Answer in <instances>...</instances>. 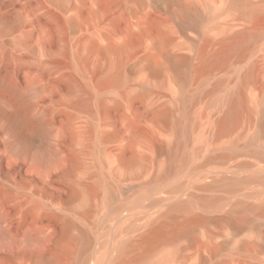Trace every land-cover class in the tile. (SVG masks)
Segmentation results:
<instances>
[{"label":"rangeland","instance_id":"374dc122","mask_svg":"<svg viewBox=\"0 0 264 264\" xmlns=\"http://www.w3.org/2000/svg\"><path fill=\"white\" fill-rule=\"evenodd\" d=\"M188 12L198 18L194 26ZM255 26L260 35L233 51L203 81L196 75L206 37L213 41L206 48L210 54L220 38ZM160 31L168 34L169 41L150 64ZM108 44L125 49L107 52ZM175 54L188 57V63L178 66ZM111 62L118 63L122 81L116 87L101 86L98 80ZM249 70L244 89L249 111L232 132L219 137L215 127L226 107L219 99ZM186 74L187 84L182 85L180 77ZM218 81L222 85L214 89ZM0 82L4 83L0 84V232L9 238L0 240V264H51V258L72 264L86 253L92 256L89 264H108L112 232L127 227L132 211L111 222V235L104 236L96 226L99 214L109 208L103 183L113 185L115 206L165 169L169 155L159 146L174 140L181 89L198 97L188 107L193 135L183 153L191 164L222 154L234 141L241 148L254 143L251 139L264 109V0L232 6L229 0H0ZM162 105L168 108L167 117L154 118L150 109ZM104 132L114 136L101 141L98 136ZM133 136L136 141L127 151L139 159L123 163L120 151ZM42 141L54 148L49 162L29 148ZM254 161L253 156H238L231 168ZM178 168L184 169L180 163ZM212 169L213 164L201 167L196 177ZM224 174L264 176V169H225ZM181 175L175 173L167 181L183 179ZM80 188L91 192L94 200L85 208L75 194ZM134 211L141 212L138 218L143 216V209ZM68 219L73 222L70 228L63 226ZM259 223L264 230V221ZM235 228L209 224L198 231L195 242L181 239L176 264H264V239L251 228L238 234ZM240 241L255 242L257 247L236 250Z\"/></svg>","mask_w":264,"mask_h":264},{"label":"bare ground","instance_id":"6f19581e","mask_svg":"<svg viewBox=\"0 0 264 264\" xmlns=\"http://www.w3.org/2000/svg\"><path fill=\"white\" fill-rule=\"evenodd\" d=\"M229 4H231V6L236 4L239 5L246 4V0H229ZM191 14L189 13V16L188 14L187 16L188 18H190L191 24L194 26L197 23L198 18L196 17V15L194 17L193 16L194 14L193 15ZM259 29L260 28H256L255 26L250 28L249 27L244 28L238 31H233V33L230 34L229 36L225 38L224 37L220 38L218 40L219 47L210 54H207L206 48H208L213 41L207 39L206 37L204 39L205 50H203V52L201 51L202 52L201 62L199 63L200 65L196 70V75H198L202 79V81L203 79H206L210 71L216 66L224 64L227 61L229 55L233 51L234 52L235 50L237 51V49L243 46L244 44H246L250 38L252 37L255 38L256 36L260 35ZM167 35L168 34H166L163 31H160L155 35L154 54L150 56L149 59L150 64H153L158 54L165 52V49L169 41V36ZM89 45L90 48H93L94 46L92 42H90ZM124 49H125L124 45L114 46L112 44H108L106 45L104 50H106L107 52L117 53L123 51ZM172 58L176 61V64L178 66L180 64L186 65L188 63V57L185 56L177 55V56H173ZM120 70L121 69L117 62H111L108 65L106 72H104V74L101 75L102 77L99 78L98 84L101 86L103 85V86H112V87L117 85L120 81H122L121 78L122 70L121 71ZM250 70L240 75L238 77V81L235 88L226 92V94L223 97H220L219 99L226 106L215 127L216 128L215 134L219 137L232 132L241 122L244 113L246 111H249L248 108L249 98L247 99L244 93L245 92L244 89L250 80ZM187 80H188L187 74L180 77V81L182 85L187 84L186 83ZM0 84L4 85V83L2 82H0ZM221 85H222L221 81L216 82V84L214 85V89H218L219 87H221ZM214 89L213 90L211 89L210 92L208 91L209 94H213L215 91ZM254 97L253 99H256V97L255 98ZM176 98L178 100L180 107L179 108L180 115L179 117H177V119H175L174 127L172 126L174 128L173 132L175 133V135L173 133L175 137L174 136H173L174 138L172 137V139L174 140L173 141L171 140L172 144L171 145L168 144V146L166 144L165 145L163 144V146L158 145L160 152L169 155V162H167L166 167L164 166L165 169H163L162 167L163 169L162 172L159 171V173L157 172L158 174L155 175L153 174V178L150 181V183L147 182V184L145 185L142 184L143 186L141 185L140 189H138L137 192H133L134 193L133 196L130 195L132 197L129 196L130 198L126 199L127 198L126 196L125 201H122L115 206H113L111 203L112 202L111 198L113 196L111 197L112 193H110V189L112 191L113 185L109 186L108 184L103 183V186L107 191L105 203H107L109 208L107 212L104 211L105 212L104 215L99 214L101 217H98L99 215H96L98 217V219L96 220L97 222L96 226L98 227V230H101L104 236L106 235V237H109V235H111V231H112L111 222L120 221L121 219H123L124 211H128V212L132 211L130 213L131 221L127 225V227L119 228L118 230H114V232H112V234H114L115 237L112 239V242L109 245L110 251L108 256L106 257L108 264H176L177 254L179 252L178 245L180 240L184 238H188L191 242H195L196 234L198 233V231L201 229L204 230V228L209 224L226 225V226H231L233 228L237 226L235 228V232L237 234L242 232L245 228L246 229L251 228L252 230L257 231L259 233V236H261L262 239H264V232H263L264 230H261L262 228L259 225L260 224L259 222L264 221V185H262L264 184V176L244 175V176L227 177V175L225 176L224 174L225 169L245 170V169H252L255 166L257 167V169H264V138H263L264 109H262L263 111L261 110L262 113L260 116L258 132L251 139L254 142V143L251 142L253 143L251 147H248L249 145H247L248 148L245 146L241 148V145L238 144L239 146H236L237 144L235 145V141H234V144H231L232 146L229 145L228 149L224 148L225 150L222 152V154H219L216 157H210L207 160H205L202 164H194V163L191 164L188 161V159H186V157L183 155V153H185L184 150L186 144L188 143L189 138H191L189 136L192 134L191 128L193 125V121L190 117L192 115L189 114L188 107L193 102H195L198 99V97L194 93L192 94L190 92L185 91L184 89H181ZM252 100L249 101L253 103ZM255 101L256 103L258 102L257 100ZM253 104L254 106H256L255 103ZM150 110H151L150 114L156 119L157 118L165 119L169 113L168 108L163 105L155 106ZM205 124L208 125L207 123ZM194 130L196 131L197 127ZM209 132L210 130L208 131V133ZM201 134L203 135V132ZM113 136L114 133L104 132L99 134L98 138L101 141H106L112 138ZM201 138L202 137L199 136V138L197 139H199L200 141ZM167 140L169 139L167 138ZM135 141H136V136L131 137L127 146L121 149L119 159L123 163L132 162L133 164V162L136 163L138 161L139 158L134 154V152L128 153L127 151L131 149ZM50 146L51 145H48L47 141H42L39 144L30 145L29 148L33 150V153L34 152L36 153L35 156L40 158L41 161L47 160L49 162V160L52 159L51 157L54 155V148ZM242 155L253 156L255 158L254 163L242 162L241 164H235V167L231 168L232 165L231 161L237 158L238 156H242ZM178 163H180V166L184 167L182 171H178L179 170V168L177 169ZM212 164L214 165V169H212L211 173H205L202 174L203 176L201 177H196V172L199 170V168L204 166L206 167L207 165H212ZM175 173L178 175L183 174V176L181 175L183 179H181V177H178L175 180L167 181L168 178ZM254 184L255 185L257 184L258 186L257 185L255 186ZM259 184L262 185V187L258 188ZM253 185L255 187H252ZM85 188L84 189L80 188L81 190L76 189L75 192L76 196H79L81 198L84 208L85 205H88L90 201L93 200L91 192L89 193V191H87L88 189L86 188L87 190H85ZM218 191L222 192V194L220 195L215 194ZM241 196H243L246 199H253L255 200V202H249L245 199H241L242 198ZM98 200L99 199H97V201ZM146 202L148 204L145 205L144 203ZM98 208L95 209L98 210ZM137 208L143 209L142 211L143 216L140 218H138V215L141 214V212L134 211ZM80 210L82 211V209ZM216 212H220V213L222 212L223 216L221 217L212 216ZM133 216H135V218H133ZM94 222L95 220L93 221V224ZM64 225L66 226V228L67 227L70 228V226H73V222L68 219L65 220V224H63V226ZM82 232H83L82 235L83 240L85 242H88L86 238V231L82 230ZM96 235L97 234L95 229V236ZM7 239L9 240L6 234L0 232V240L7 241ZM61 245L65 247L68 246V243H61ZM255 247H257L255 242L240 241L239 243H237L235 249L242 251L246 249L247 250L253 249ZM75 255H77V253ZM80 256H81V252H80ZM91 257H92L91 255H88L86 253L85 256H81V258L78 257V259L80 258V260L77 259L79 262L75 260L77 261V263H75V261L73 263L89 264ZM49 262L51 264H60L59 260L56 258L49 259Z\"/></svg>","mask_w":264,"mask_h":264}]
</instances>
